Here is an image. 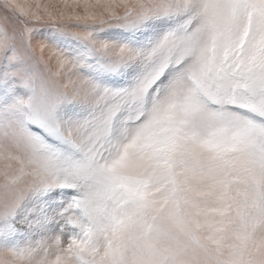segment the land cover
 Returning <instances> with one entry per match:
<instances>
[{"label":"snow or ice","instance_id":"6c2138e0","mask_svg":"<svg viewBox=\"0 0 264 264\" xmlns=\"http://www.w3.org/2000/svg\"><path fill=\"white\" fill-rule=\"evenodd\" d=\"M0 264H264V0H0Z\"/></svg>","mask_w":264,"mask_h":264}]
</instances>
